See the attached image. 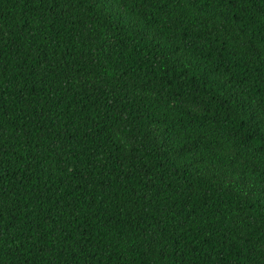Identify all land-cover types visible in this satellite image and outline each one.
I'll return each mask as SVG.
<instances>
[{"label":"trees","instance_id":"obj_1","mask_svg":"<svg viewBox=\"0 0 264 264\" xmlns=\"http://www.w3.org/2000/svg\"><path fill=\"white\" fill-rule=\"evenodd\" d=\"M0 264H264V0H0Z\"/></svg>","mask_w":264,"mask_h":264}]
</instances>
